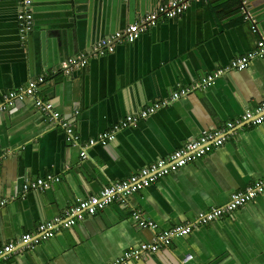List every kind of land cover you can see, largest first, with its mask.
<instances>
[{
    "label": "crops",
    "instance_id": "obj_1",
    "mask_svg": "<svg viewBox=\"0 0 264 264\" xmlns=\"http://www.w3.org/2000/svg\"><path fill=\"white\" fill-rule=\"evenodd\" d=\"M168 1L31 0L34 28L23 40L21 4L0 0V102L39 81L38 96L54 103L79 138L77 146L70 144L33 97L0 109V247L37 233L40 224L64 216L79 200L101 194L190 140L231 133L197 161L0 264L113 263L153 242L158 231L192 224L198 214L226 206L233 193L264 180V123L236 125L247 109L264 102V58L193 89L256 49L264 37V0L193 1L182 15L162 18L135 42L91 55L101 39ZM82 54L89 55L87 65L66 73L65 65ZM182 87L192 90L142 116ZM128 116L136 117L135 125L107 145L97 142L82 158L83 146ZM48 175L59 180L24 191ZM138 213L158 228L141 227ZM132 264H264V194Z\"/></svg>",
    "mask_w": 264,
    "mask_h": 264
},
{
    "label": "built area",
    "instance_id": "obj_2",
    "mask_svg": "<svg viewBox=\"0 0 264 264\" xmlns=\"http://www.w3.org/2000/svg\"><path fill=\"white\" fill-rule=\"evenodd\" d=\"M18 1L22 7L21 13L19 14L21 34L23 40H26L34 28V11L31 0ZM193 1L203 0H170L159 5L153 11L142 16L138 21L129 24L124 29L117 31L106 38L101 39L97 43L96 48L91 55L97 56L112 53L114 52L116 43L118 42H135L141 34L156 26L162 18L174 19L182 15ZM243 5H245V2H243ZM245 12L247 18H251L250 12L247 9H245ZM254 30H257L256 27H254ZM255 58H264V37L258 41V46L255 50L237 57L232 61L230 66L221 68L214 74L206 75L200 83L193 86V89L210 87L213 85L215 80L225 72L231 70H244L248 68L251 61ZM88 60L89 55L82 54L78 58L71 59L65 65L64 70L66 73L70 74L76 69L85 67ZM38 87L39 81H34L30 86L12 92L5 98L6 105H13L14 100H17L18 98L22 99L25 98V96L33 97L38 109H40L48 117L51 123L60 125L66 132V140L70 144L77 146L79 138L75 134L74 127L69 123V121L63 118L62 114L55 108L52 101L44 100L38 96ZM191 90L192 88L182 87L178 91L174 92L171 100L157 102L143 110L142 116L148 117L154 114L160 108L168 105L170 101H176L187 96ZM5 103L3 104V102H0V109L6 106ZM136 122V117L128 116L124 121L116 124L113 130L100 134L97 139H91L88 144L82 147V158H87V150L89 147L94 146L97 142L107 145L115 139V136L119 131L131 125H135ZM263 123L264 102H262L256 109H247L241 118L237 120L236 125L250 124L258 126ZM229 128V130H232L234 128V124H229ZM230 137L231 133L223 130L220 132L205 133L198 138L190 140L183 147L177 149L166 158H161L153 164L142 168L138 173L133 174L127 179L112 183L110 186L105 188L101 194L92 196L88 199L79 200L75 206L66 211L64 216H58L40 224L37 233L24 234L18 240L0 247V259H7L19 250H25L39 245L42 241L50 239L56 231L61 230L62 228L73 227L78 222L85 220L87 216L97 214L98 211L106 208L117 198L126 200L134 193L151 186L159 179L175 173L184 166L207 155L215 147L223 145ZM57 180H59V178H55L53 175L41 177L36 181L26 184L24 186V191L30 192L33 190L49 188L52 185V182ZM262 194H264V180L259 182L257 181L256 183L248 186L245 190L233 193L226 206L214 207L209 211L198 214L192 224H188L186 226H175L171 229L158 231L153 242L144 243L140 248L126 252L117 261L107 264H132L133 260L141 259L148 253L159 250L163 245L168 244L175 237L188 235L195 228L205 226L223 218L224 216L234 214L238 208L244 206L247 202ZM135 218L143 228H150L152 230H156L158 228L154 221L143 219L139 213L135 215Z\"/></svg>",
    "mask_w": 264,
    "mask_h": 264
}]
</instances>
